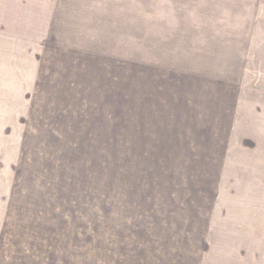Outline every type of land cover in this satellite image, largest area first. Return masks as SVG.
<instances>
[{"label":"rangeland","instance_id":"rangeland-1","mask_svg":"<svg viewBox=\"0 0 264 264\" xmlns=\"http://www.w3.org/2000/svg\"><path fill=\"white\" fill-rule=\"evenodd\" d=\"M0 257L264 264V0H0Z\"/></svg>","mask_w":264,"mask_h":264},{"label":"crops","instance_id":"crops-1","mask_svg":"<svg viewBox=\"0 0 264 264\" xmlns=\"http://www.w3.org/2000/svg\"><path fill=\"white\" fill-rule=\"evenodd\" d=\"M83 258V257H82ZM0 264H104L97 257H0Z\"/></svg>","mask_w":264,"mask_h":264}]
</instances>
